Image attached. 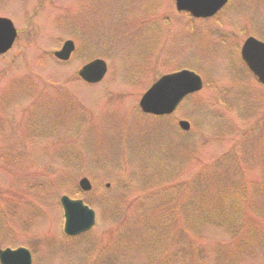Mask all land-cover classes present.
I'll return each mask as SVG.
<instances>
[{
  "label": "rangeland",
  "instance_id": "374dc122",
  "mask_svg": "<svg viewBox=\"0 0 264 264\" xmlns=\"http://www.w3.org/2000/svg\"><path fill=\"white\" fill-rule=\"evenodd\" d=\"M0 17L20 34L0 56V249L33 264H264V87L240 59L264 41V0L205 22L175 0H0ZM96 59L109 70L88 85ZM183 69L204 89L143 115V95ZM63 196L96 212L90 232L63 234Z\"/></svg>",
  "mask_w": 264,
  "mask_h": 264
},
{
  "label": "water",
  "instance_id": "95a60500",
  "mask_svg": "<svg viewBox=\"0 0 264 264\" xmlns=\"http://www.w3.org/2000/svg\"><path fill=\"white\" fill-rule=\"evenodd\" d=\"M229 0H176L179 11L189 12L195 18H210L222 10ZM17 30L9 19L0 18V55L7 53L17 39ZM75 51V44L68 41L55 56L68 61ZM242 59L249 70L264 85V43L254 38L248 39L241 51ZM107 73V64L96 60L86 65L79 73L80 77L90 84L103 80ZM203 80L194 72L182 71L161 78L143 97L140 107L145 114L167 116L173 114L181 102L189 95L203 89ZM183 130H189L190 124L180 122ZM81 188L88 192L92 185L87 179L80 182ZM62 205L67 218L66 234L76 236L87 232L95 225V213L83 201H74L63 197ZM2 264H31V255L25 249L6 250L0 253Z\"/></svg>",
  "mask_w": 264,
  "mask_h": 264
},
{
  "label": "trees",
  "instance_id": "16d2710c",
  "mask_svg": "<svg viewBox=\"0 0 264 264\" xmlns=\"http://www.w3.org/2000/svg\"><path fill=\"white\" fill-rule=\"evenodd\" d=\"M211 175H213V173H212ZM219 225H222V224H216V226H219ZM187 251H189V252H192V251H193V249L189 248V250H187ZM203 254H206V253H205V252H203ZM230 258L232 259V257H230ZM226 263H227V261H226Z\"/></svg>",
  "mask_w": 264,
  "mask_h": 264
}]
</instances>
